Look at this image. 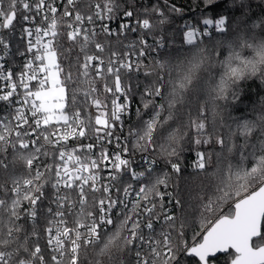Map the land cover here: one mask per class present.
<instances>
[{"label": "snow or ice", "instance_id": "1", "mask_svg": "<svg viewBox=\"0 0 264 264\" xmlns=\"http://www.w3.org/2000/svg\"><path fill=\"white\" fill-rule=\"evenodd\" d=\"M187 10L0 0V264H264V0Z\"/></svg>", "mask_w": 264, "mask_h": 264}, {"label": "trees", "instance_id": "2", "mask_svg": "<svg viewBox=\"0 0 264 264\" xmlns=\"http://www.w3.org/2000/svg\"><path fill=\"white\" fill-rule=\"evenodd\" d=\"M149 2H152V0H149ZM177 4H184L186 8V16L187 17H193L195 16L194 12H188L187 6L191 3V0H176ZM255 99V97H253ZM194 159V153H188L186 155V158L184 160L185 164V172L183 174V177L180 180L181 188L185 187L187 184L195 185L200 181V177H197L193 175V170L188 165L191 164V161Z\"/></svg>", "mask_w": 264, "mask_h": 264}]
</instances>
